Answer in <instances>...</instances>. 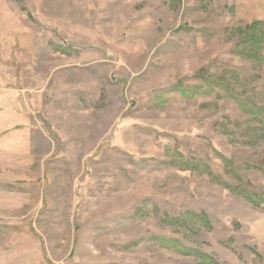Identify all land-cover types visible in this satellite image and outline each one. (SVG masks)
<instances>
[{"label": "rangeland", "instance_id": "374dc122", "mask_svg": "<svg viewBox=\"0 0 264 264\" xmlns=\"http://www.w3.org/2000/svg\"><path fill=\"white\" fill-rule=\"evenodd\" d=\"M254 35L264 0H0V264H264V123L210 86L264 105Z\"/></svg>", "mask_w": 264, "mask_h": 264}, {"label": "trees", "instance_id": "16d2710c", "mask_svg": "<svg viewBox=\"0 0 264 264\" xmlns=\"http://www.w3.org/2000/svg\"><path fill=\"white\" fill-rule=\"evenodd\" d=\"M262 22H256L255 25L253 24V28H257L258 25L260 26ZM264 36V35H263ZM264 37L262 35L260 36H252L251 38L247 39L246 46L239 50L242 56L250 59L251 61L257 62V63H264V55L260 50L255 49V46L257 44H260L262 46L264 43ZM250 43V44H248ZM256 44V45H254ZM211 91H214V88H221L226 93L227 98H230L234 100L236 103L239 104V106L248 112H251L252 115H254L257 118H260V121L264 123V105H258L257 102H255L251 97L246 96L242 93L235 92L231 86L228 85L224 80H212L210 81ZM227 166H228V172L231 173L233 177L239 180L241 179L239 177L238 171L240 170L241 166L235 164L234 162H229L228 160H225ZM230 166V167H229ZM247 166V164H246ZM259 169H262L264 167V163L255 165ZM232 190L237 192L238 194L244 196L247 200L252 202L256 206L262 205L264 203V194L257 192L253 187H250L245 184H240L236 186H231ZM185 251H190L195 255H201L198 251L191 248H184Z\"/></svg>", "mask_w": 264, "mask_h": 264}]
</instances>
